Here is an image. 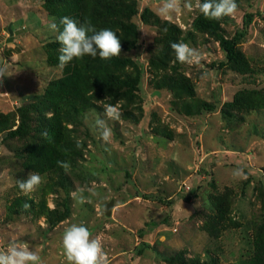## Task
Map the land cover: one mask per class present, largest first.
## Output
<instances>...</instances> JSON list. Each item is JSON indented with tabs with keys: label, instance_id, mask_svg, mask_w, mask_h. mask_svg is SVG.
Wrapping results in <instances>:
<instances>
[{
	"label": "rangeland",
	"instance_id": "1",
	"mask_svg": "<svg viewBox=\"0 0 264 264\" xmlns=\"http://www.w3.org/2000/svg\"><path fill=\"white\" fill-rule=\"evenodd\" d=\"M133 1L137 12L130 21L137 40L122 53L135 64L109 67L130 77L140 71L138 89L131 97L115 87L89 91L91 105L79 104L74 116L61 118L63 129L80 141V155L67 172L62 169L63 176L27 165L32 158L26 149L43 144L39 113L31 112L25 136L0 131V250L12 240L24 241L43 264H68L63 231L83 222L102 241L110 264H181L168 259L179 251L185 259L248 264L256 253L255 240L264 241V0H236V13L220 23L226 37L247 30L238 44L247 73L218 65L225 53L214 34L193 27L200 12L195 6L189 11L181 4L180 12L162 16L161 0ZM46 6V0H0V65H7V75L0 78V115L12 128L18 124L16 107L38 101L48 83L61 75V68L47 61L58 33L48 28L52 16ZM145 8L152 15L148 23L140 16ZM248 13L252 20L246 26ZM164 21L173 27L165 28ZM180 40L205 54L199 64L175 59L170 44ZM204 73L208 75L202 79ZM168 75L186 77L193 92L171 90L164 82ZM240 90L253 105L230 109L233 116L222 113ZM199 101L215 109L184 111L183 103ZM106 104L120 113L118 120H107L112 129L108 144L90 127L97 117L107 119ZM237 167L244 169L246 179H233ZM31 172L44 182L25 195L17 181ZM78 189L87 202L73 199L71 193ZM22 195L59 212L67 205L66 217L50 226L45 214L10 215L7 206Z\"/></svg>",
	"mask_w": 264,
	"mask_h": 264
},
{
	"label": "trees",
	"instance_id": "2",
	"mask_svg": "<svg viewBox=\"0 0 264 264\" xmlns=\"http://www.w3.org/2000/svg\"><path fill=\"white\" fill-rule=\"evenodd\" d=\"M203 2V0H201ZM47 9L52 18H55L60 30L63 26L59 24L62 17H70L80 23H90L97 31L110 28L114 30L121 40V55L108 60H102L97 56L92 58L85 55L82 58L74 59L63 69L61 75L48 83L43 94L39 95L36 102L24 103L16 107L18 114V124H7L5 115H0V131L8 130L11 137H22L28 134L29 123L32 120V113H39L40 126L39 132H48V137H43V144L27 148L29 156L32 158L28 167L37 171L55 170L63 176L58 161H65L69 164L76 160L80 155V146L74 141L66 129L61 125V118L68 120L74 116L79 104L88 106L92 104L89 91L97 93L99 90H105L115 87L125 97L133 96L141 80V72L137 70L134 77L129 74L124 76L110 69H119L126 64H135L130 57L123 55L127 50V43L135 45L137 40V28L130 21V17L137 12L133 0H46ZM151 12L148 8L143 9L140 16L144 22H149ZM152 16V15H151ZM154 17L153 22H158ZM228 16L220 20L206 19L201 12L194 18L192 25L198 30L214 34L218 40L221 49L225 53V60L220 61L218 65L228 66L238 72L247 73L246 59L238 48V44L244 39L247 30L236 31L232 36L226 37L220 33V23L226 21ZM252 20V14L248 13L244 17L247 26ZM165 28L173 27L169 22L164 21ZM61 44L56 39L50 43L53 52H48L47 61L58 66L59 49ZM164 82L171 90L184 89L192 93V87L188 79L184 76L168 75ZM243 90L237 92L230 102L225 104L222 113L227 116H233L230 109H243L253 105L250 97ZM37 97V96H36ZM228 107V108H227ZM183 109L187 114H200L202 111H213L215 105L206 101H199L195 105L183 103ZM46 111L50 115H43ZM32 112V113H31ZM42 114V115H41ZM37 118V116H36ZM28 203L31 207L25 210L22 206ZM10 215H19L22 213L45 214L50 226L55 225L66 217L68 206H64V211H57L55 208H49L45 202L35 201L29 196L15 197L7 206ZM256 253L249 259L248 264H264V241L262 238L255 240ZM177 259L181 264H216L214 259L209 262H202L198 257H189L185 259L182 253L176 252L169 260Z\"/></svg>",
	"mask_w": 264,
	"mask_h": 264
},
{
	"label": "clouds",
	"instance_id": "3",
	"mask_svg": "<svg viewBox=\"0 0 264 264\" xmlns=\"http://www.w3.org/2000/svg\"><path fill=\"white\" fill-rule=\"evenodd\" d=\"M183 8L189 11L195 6L203 14L206 19L220 20L225 16H231L238 10L236 0H161V7L158 14L169 16L181 11ZM59 24L63 26L60 30L58 24L53 17L48 24V28L53 33H58L56 41L61 44L58 57L59 67L63 69L74 59H79L85 55L92 58L99 56L102 60H108L121 55L122 45L117 33L110 29L104 28L97 31L90 23H80L70 17H62ZM175 59L181 64H199L204 58V53L183 40L172 42L170 44ZM7 75V65H0V78ZM204 73L202 79L207 78ZM104 116L107 119L99 117L91 121L90 127L94 133H99V139L106 144L111 142L112 129L109 127L107 120H118L120 113L117 107L112 104L104 105ZM85 120H89V116L85 115ZM43 137H48V132L41 133ZM80 141H77V147ZM58 166L66 172L70 168V164L65 161H58ZM233 179H246V174L242 167L232 170ZM44 178L37 172H31L26 180H18L17 184L22 193L28 195L33 193L42 183ZM91 192V190H89ZM91 194H95L92 192ZM71 196L78 203L87 202L83 190L78 189L71 193ZM25 210L31 205L25 203L22 206ZM63 252L68 264H110L107 254L103 250L102 241L99 237H92L90 229L81 223H71L67 226L62 235ZM0 264H43L38 252L31 249L24 241L12 240L5 250H0Z\"/></svg>",
	"mask_w": 264,
	"mask_h": 264
},
{
	"label": "water",
	"instance_id": "4",
	"mask_svg": "<svg viewBox=\"0 0 264 264\" xmlns=\"http://www.w3.org/2000/svg\"><path fill=\"white\" fill-rule=\"evenodd\" d=\"M7 30H8V33L10 34V35H12V26H11V23H9L8 25H7ZM11 40V37H9V38H7L6 39V41H10ZM109 204H107L106 206H105V213L107 214V215H109L110 214V208H109Z\"/></svg>",
	"mask_w": 264,
	"mask_h": 264
}]
</instances>
